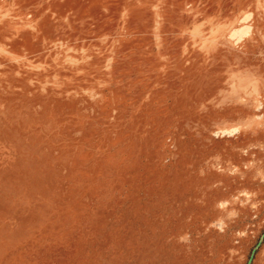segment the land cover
Here are the masks:
<instances>
[{"label":"rangeland","instance_id":"374dc122","mask_svg":"<svg viewBox=\"0 0 264 264\" xmlns=\"http://www.w3.org/2000/svg\"><path fill=\"white\" fill-rule=\"evenodd\" d=\"M0 264H264V0H0Z\"/></svg>","mask_w":264,"mask_h":264}]
</instances>
